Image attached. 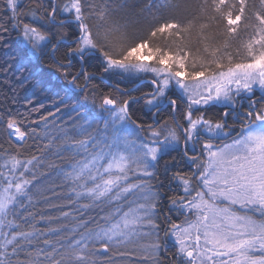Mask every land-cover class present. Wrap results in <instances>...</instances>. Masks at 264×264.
<instances>
[{
    "label": "snow or ice",
    "instance_id": "snow-or-ice-1",
    "mask_svg": "<svg viewBox=\"0 0 264 264\" xmlns=\"http://www.w3.org/2000/svg\"><path fill=\"white\" fill-rule=\"evenodd\" d=\"M13 43L50 105L43 152L68 163L35 203L24 176L42 158L0 166V264H264V0H0V49ZM143 78L140 95L121 87ZM0 129L40 138L10 111Z\"/></svg>",
    "mask_w": 264,
    "mask_h": 264
},
{
    "label": "trees",
    "instance_id": "trees-1",
    "mask_svg": "<svg viewBox=\"0 0 264 264\" xmlns=\"http://www.w3.org/2000/svg\"><path fill=\"white\" fill-rule=\"evenodd\" d=\"M149 0H139L140 7L143 8ZM115 7V5H113ZM149 19L152 16L159 17L160 13L156 9L152 10L151 14L145 13ZM95 21H90L94 23ZM42 78L41 73L38 71V67L33 64H29L23 58V54L20 48L17 47L15 43L11 46V49H0V114L5 111H10L18 119H23L25 125L29 128H36V131L40 134V138L29 137L23 147L20 146V142L10 140L7 137L6 132L0 129V166L8 160L10 155H16L22 161L30 159L33 155L41 157V162H33L29 165L30 171L25 173L24 179H32V175H36V180L33 181L35 187L30 185V195L34 198V203L39 200L41 193L47 196H51V192L48 191L49 188H54L56 185L64 183L62 175H60L55 169L50 168L48 165L52 162L60 165L61 167H66L67 160H57L50 153L43 152V146L47 143V138L44 137V123L42 117L48 116L47 109L50 108L48 101L44 99V95L40 92L38 86V80ZM145 79L137 80L131 83L122 84L121 87H126L129 90L136 89L132 91V95H140L142 91H147L149 85L144 82ZM260 96L257 91H253L252 99L260 101ZM44 103L45 107L41 108L40 104ZM75 101H70L69 106L74 104ZM243 107H240L238 103L237 108L239 111H245L248 107V101L244 100ZM35 109V110H33ZM226 109L225 105H215L209 108L208 115L218 116L222 114ZM61 116L60 119L56 121L58 126H63L62 121H68L70 116L66 114ZM83 111V109H81ZM133 112L135 113L134 118L147 119L144 114L140 111L139 105H133ZM59 115V114H58ZM74 115V114H72ZM167 114H165L166 116ZM51 120V117H49ZM246 123L243 119L235 120L233 116L228 117V124L234 125L236 131H239L240 127ZM49 138L57 134L56 127L49 124L48 127ZM229 138L228 140H230ZM227 140L223 141L226 142ZM219 143V142H217ZM173 157H177L178 168L189 171V163L184 160H180L177 153H172ZM165 159H171V157H166ZM0 171H3V167H0ZM2 183V181H0ZM69 188L65 187L63 190L56 188L57 192H61V195L65 199L54 200L56 203H67L66 196L69 192ZM26 202V201H25ZM81 203H86V201H81ZM37 208H44L46 205L40 200L37 203ZM78 206V205H77ZM66 211L69 209H65ZM94 215V213H90ZM51 215L58 216L59 212L53 210ZM11 219V217H9ZM182 216H172V220L176 223H181ZM8 231V229H5ZM163 237V233L162 236ZM169 252L174 251L172 245L168 244Z\"/></svg>",
    "mask_w": 264,
    "mask_h": 264
},
{
    "label": "rangeland",
    "instance_id": "rangeland-1",
    "mask_svg": "<svg viewBox=\"0 0 264 264\" xmlns=\"http://www.w3.org/2000/svg\"><path fill=\"white\" fill-rule=\"evenodd\" d=\"M253 89H254V91H257V93H259L260 96H264V90H261V89L259 88L258 85H254V86H253ZM218 105H223V104H218ZM230 140H231V139H230ZM230 140H227V141L224 142V143H229ZM199 147H200V146H199ZM3 171H4V172H7V169L3 168ZM19 171H23V168L19 169ZM19 171L17 172V176L19 175ZM183 220H184V217H183L181 223L183 222ZM161 236H162V233H161ZM149 239H150V238H145V240H144L142 243H145V244L148 243V242H149ZM168 244H170V245L173 246V241H172L171 239H169ZM174 250H175V249H174ZM136 261H139L140 264H144L143 257H142V255H141L140 253H137V255H136L134 261H129L128 264H135Z\"/></svg>",
    "mask_w": 264,
    "mask_h": 264
},
{
    "label": "flooded vegetation",
    "instance_id": "flooded-vegetation-1",
    "mask_svg": "<svg viewBox=\"0 0 264 264\" xmlns=\"http://www.w3.org/2000/svg\"><path fill=\"white\" fill-rule=\"evenodd\" d=\"M200 147L197 145L196 152L199 153Z\"/></svg>",
    "mask_w": 264,
    "mask_h": 264
}]
</instances>
